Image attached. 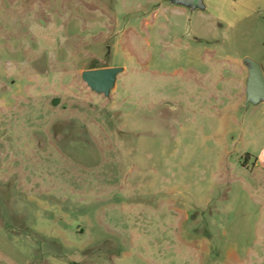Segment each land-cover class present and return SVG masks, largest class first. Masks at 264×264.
<instances>
[{"label": "rangeland", "instance_id": "1", "mask_svg": "<svg viewBox=\"0 0 264 264\" xmlns=\"http://www.w3.org/2000/svg\"><path fill=\"white\" fill-rule=\"evenodd\" d=\"M207 3L0 0V264H264V11Z\"/></svg>", "mask_w": 264, "mask_h": 264}, {"label": "water", "instance_id": "2", "mask_svg": "<svg viewBox=\"0 0 264 264\" xmlns=\"http://www.w3.org/2000/svg\"><path fill=\"white\" fill-rule=\"evenodd\" d=\"M175 2L182 3L192 10L204 9L202 0H175ZM249 62L251 70L247 82V105L259 104L264 102V72L258 62L252 59ZM119 70V68L90 69L84 71L82 77L92 89L108 93L115 83Z\"/></svg>", "mask_w": 264, "mask_h": 264}, {"label": "crops", "instance_id": "3", "mask_svg": "<svg viewBox=\"0 0 264 264\" xmlns=\"http://www.w3.org/2000/svg\"><path fill=\"white\" fill-rule=\"evenodd\" d=\"M204 4V9H199V10H207L208 8V3L207 0H202ZM217 0H211V7L213 6V3ZM221 1L224 5H229L230 9L234 14H240L243 16H247L250 13L256 14L259 10L264 11V0H219ZM217 8L212 7V11L215 12L217 16H221L220 14L222 11L219 13ZM223 14V13H222Z\"/></svg>", "mask_w": 264, "mask_h": 264}]
</instances>
